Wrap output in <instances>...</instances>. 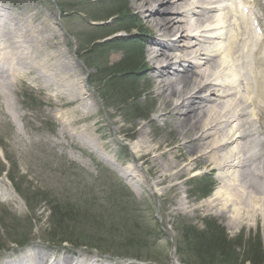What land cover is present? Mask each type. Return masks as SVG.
Masks as SVG:
<instances>
[{
  "label": "rangeland",
  "instance_id": "rangeland-1",
  "mask_svg": "<svg viewBox=\"0 0 264 264\" xmlns=\"http://www.w3.org/2000/svg\"><path fill=\"white\" fill-rule=\"evenodd\" d=\"M79 1L0 0V23L10 25L15 16L26 31L25 35H8L14 40L15 52L25 60L18 65L20 72L13 76L7 70L10 62L2 57L0 60V264L23 250L28 255L39 250L97 255L121 264L134 261L126 258L141 259L147 264H172L175 259L182 264H240L249 257L263 259L264 221L258 219L232 228L227 217L216 214L215 209L208 210L207 198L220 182L217 171L203 166L191 169L196 154L178 158L179 166L190 167L180 178L153 186L160 172L152 177L145 171L148 165L137 160L131 142L138 139L140 129L149 132L152 144L164 143L162 152L170 146L176 149L179 143L175 139L182 142L168 121L162 120V100L143 77L146 69L142 63H147V47L155 34L148 29L144 13L137 14L135 0H120L127 11L135 12L131 24L136 28L131 29V34L120 29L129 24L126 21L90 18L112 11L118 0L114 4L92 0L87 6L77 4ZM255 11L262 13L256 7ZM110 31L113 32L106 34ZM55 33L60 43L50 47ZM103 34L106 37L96 41L109 44L99 50L92 48L89 40ZM134 35L144 38L139 44L143 61L137 59L133 70L138 71L130 78L127 95L133 98L124 101L118 87L98 86L103 74L100 70L105 62L110 65L126 55L113 43ZM28 51L39 59L45 53H55L72 66L62 63L55 67L44 62L41 70L38 66V71L26 72L38 64L26 58ZM0 55H5L2 48ZM68 71L80 73L84 93L77 103L60 105L61 100L70 97L68 93L56 85L47 86L39 75L53 73L58 79L60 73ZM76 116L87 118L67 124ZM96 117L107 136L81 135L82 128L91 125ZM117 128L121 131L117 132ZM165 157L172 159L170 153L158 158L161 170ZM4 168L9 173H1ZM130 168L137 179H142L141 184L126 177L125 171ZM204 188L212 190L206 197L202 194ZM190 229V239L186 240L181 233ZM216 229L223 234L224 247L208 256L203 248L201 254L190 252L188 242L192 250L199 245L198 240H192V234L202 237L207 247L209 233Z\"/></svg>",
  "mask_w": 264,
  "mask_h": 264
},
{
  "label": "bare ground",
  "instance_id": "bare-ground-1",
  "mask_svg": "<svg viewBox=\"0 0 264 264\" xmlns=\"http://www.w3.org/2000/svg\"><path fill=\"white\" fill-rule=\"evenodd\" d=\"M222 1L135 0L137 14L144 13L148 29L155 34L147 47V63H142L146 69L143 77L154 86L157 97L162 100L165 110L162 120L168 121L182 142L175 139L179 143L176 149L170 146L162 152L160 149L164 143L152 144L149 132L140 129L131 148L137 153L140 164L148 165L145 171L152 177H157L160 172V179L152 183L155 188L166 180L180 178L190 168L186 164L179 166L178 158L196 154L191 169L203 166L217 171L220 182L207 198V209H215L216 214L227 217L230 226L235 228L258 219L264 221V1L230 0L231 6L218 4ZM255 7L262 12L261 15L256 13ZM187 18L193 21L189 22ZM24 20L28 23L29 18ZM254 23L259 27L258 32ZM25 33L15 16L10 25L0 23V49L5 50L0 60L2 57L10 62L7 70L13 76L20 70L18 65L25 60L15 52L14 40L8 35L14 37V34ZM127 37L136 39L135 35ZM58 42L55 33L49 42L50 47ZM26 58L38 63L26 72L38 71L35 67L40 69L44 62L55 67L62 63L72 66L55 53H45L39 59L38 56L31 57L28 51ZM68 72L60 73L58 79L53 73L39 75L47 86L56 85L68 93L70 97L61 100L60 105L77 103L84 93L80 73ZM86 118L76 116L67 124L74 125ZM102 126L96 117L91 125L82 128L81 135L95 136L98 133L104 138L107 135ZM153 153L156 154L151 157ZM166 153H170L172 159L165 157L161 170L157 159L164 158ZM125 172L126 177L137 179L131 168ZM140 180L137 179V183ZM181 205L185 209L183 203ZM2 264L100 263L85 254L74 256L64 252L62 255L39 250L34 257L17 255ZM116 264L121 263L116 261ZM129 264L147 263L135 261Z\"/></svg>",
  "mask_w": 264,
  "mask_h": 264
},
{
  "label": "trees",
  "instance_id": "trees-1",
  "mask_svg": "<svg viewBox=\"0 0 264 264\" xmlns=\"http://www.w3.org/2000/svg\"><path fill=\"white\" fill-rule=\"evenodd\" d=\"M111 1L114 4V2L116 0H109V1H107V3L111 2ZM91 2H92V0H86V2L84 0H80L79 3H77V4H79L81 6H87V4H90ZM63 7H64V5L62 4L61 8H63ZM113 7L114 8H112V11H109L108 13L106 12L105 14H102V16L101 15L98 16V15L94 14V15L90 16V18H92V19L93 18H95V19L99 18L102 21H105L109 18H113L112 21L115 20L117 22L123 21L122 19H125V20L131 19L132 20L131 16L129 17L130 14L127 11V7L123 4H121L120 0H118L117 3H115ZM81 11H83V10H81ZM129 27L130 26H127V27L124 26L121 28L126 29V31L128 32ZM112 32L113 31L106 32V34H109ZM103 37H106V36L104 35L102 37L100 36V37H95V38L90 39L89 43L92 44L91 45L92 48H94V49L97 48L96 50H99L104 46V44H109L108 43L109 41L101 42V43H98V41H96V40L101 39ZM139 37L140 36H136V39L127 37L123 40H119L118 42L113 43L114 46H118V48L120 50H122L123 52H125L126 55H125V57L123 56L119 60V62H115V63H112L110 65H108V61L105 62V64L102 66V70H100V72L103 74L101 76L100 83L98 86H100L101 89H104V87L107 89L109 86L112 89L115 87H118V91L120 92V94L124 95V97H123L124 101H128V99L132 100V98H133L132 96L127 95L128 92L131 90L132 80L130 78H131V75L136 74V72L138 71V70H135V71L133 70V68L135 67L134 65H136L138 62L137 59L139 58L140 62L143 61L141 59V58H143V54L141 53L142 50L140 47L142 45V42L139 41V39H138ZM139 44H140V46H139ZM148 116H149V113L147 115L143 116V118H146ZM2 170H5V169H2ZM209 191H210V189L204 188V191L202 192V194H207V193H209ZM187 231H188V233H181V236L186 240H188L187 238L190 239V235L189 236H187V235L189 233H191V229L187 230ZM209 236H210V237H208L209 239H207L208 246L204 247L203 246L204 245L203 240L201 239L202 237H198V235H197V238H196V236L194 234H192V236H191L192 240H195V239L198 240L199 245L198 246L196 245L195 249L192 250L191 244L188 242V247L190 249V252L195 251L197 254H199V252L201 254V253H203V250H202V248H203L204 254H206L208 256L210 254H215L216 249H221V247H224L222 244V241L224 240L223 234L219 231V229H216L215 231H212L211 233H209ZM190 242H191V240H190ZM99 244H100V242H99ZM91 246H96V245L92 244ZM245 261H249L251 264H263L264 258L254 260L253 257H249V258L243 259L240 264L244 263Z\"/></svg>",
  "mask_w": 264,
  "mask_h": 264
}]
</instances>
